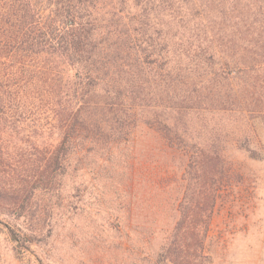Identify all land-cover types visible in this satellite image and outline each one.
I'll list each match as a JSON object with an SVG mask.
<instances>
[{"label": "trees", "instance_id": "16d2710c", "mask_svg": "<svg viewBox=\"0 0 264 264\" xmlns=\"http://www.w3.org/2000/svg\"><path fill=\"white\" fill-rule=\"evenodd\" d=\"M258 118L264 0H0V216L15 218L13 241L32 243L15 232L19 221L33 223L35 200L85 162L91 169L132 148L134 188L133 148L145 130L152 151L186 157L180 218L161 256L199 264L219 195L242 180L227 151L251 142ZM55 131L59 142L34 143L32 160L10 153L16 134Z\"/></svg>", "mask_w": 264, "mask_h": 264}, {"label": "rangeland", "instance_id": "374dc122", "mask_svg": "<svg viewBox=\"0 0 264 264\" xmlns=\"http://www.w3.org/2000/svg\"><path fill=\"white\" fill-rule=\"evenodd\" d=\"M252 126L251 142L237 139L227 151L242 180L219 195L197 257L199 264H264V120L255 119ZM141 131L133 148L140 162V180L134 188L127 182L132 148L114 151L113 160L100 161L91 169L83 163L84 169L77 177L66 178L60 191L35 200L33 223L19 221L22 229L16 227L15 232L32 243L13 241L8 226L15 224V218L0 216V264H37L38 260L42 264H171L161 250L180 218L186 157L179 151L159 154L158 144L152 151L153 142ZM48 138L57 144L60 133L32 140L16 134L10 153L20 163L32 160L37 154L34 143L42 150L40 144ZM166 168L178 172L171 174ZM169 175L178 176L176 189Z\"/></svg>", "mask_w": 264, "mask_h": 264}]
</instances>
